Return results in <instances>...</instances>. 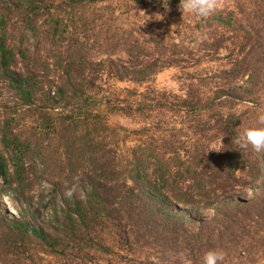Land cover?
Masks as SVG:
<instances>
[{"label": "trees", "instance_id": "1", "mask_svg": "<svg viewBox=\"0 0 264 264\" xmlns=\"http://www.w3.org/2000/svg\"><path fill=\"white\" fill-rule=\"evenodd\" d=\"M104 1L0 0V81L11 89L16 105L33 106L43 98L47 109L62 105L67 110L58 123L50 124L54 130L57 128L70 162L69 179L61 199L59 186L54 187L48 201L41 196L40 200L44 201L41 205L51 206L48 225H33L31 219L42 206L26 195V173L33 168L32 163L41 160L40 153L33 150L29 139L15 130L17 113L3 116L0 194L11 196L17 202L19 214L6 215L0 204V249L14 264H28L26 245L31 241L52 255L65 251L70 244L77 246L85 242L110 250L103 240V232L110 230L121 248L154 247L169 255V259L172 247L200 258L213 248L226 249L229 253L247 252L251 239H244L245 233L251 231L263 214L254 215L255 208L264 201V154L247 155L233 141L241 123L239 117H228L220 125L222 145L217 152L207 150L194 135H186L183 141L176 139L183 127L176 129L175 126L167 130L168 134L161 133L158 139L137 143L124 163L102 151L99 141L86 134L91 125L86 123L90 119L87 113L101 103L130 116L134 111L173 110L199 117L218 105L217 99L231 93L222 87L215 91L213 98H201L192 89L177 98V102H164L160 95L146 98V92L136 91L137 99L128 103V108L122 100L114 107L106 97L95 98L91 92L97 93L95 89L100 87L95 83L97 77L89 79L85 74L82 49L71 48L72 41L66 39L61 13ZM137 1L143 6L156 3L155 0ZM11 14L19 15L22 20V37H12L8 22ZM211 18L228 27L239 22V14L230 9H218ZM26 32L32 35L37 46L43 40L51 45L68 40L66 77L55 90L44 82L40 84L32 68L35 58L24 46ZM249 70L241 72V77L248 74L247 83L254 74L248 73ZM125 71L137 82H144L157 72L150 65ZM46 112L41 117L44 120L51 115ZM95 116L100 117L99 113ZM83 124L86 129L81 131ZM151 127L146 125L142 131L149 132ZM79 158H86L87 163L82 167Z\"/></svg>", "mask_w": 264, "mask_h": 264}, {"label": "rangeland", "instance_id": "2", "mask_svg": "<svg viewBox=\"0 0 264 264\" xmlns=\"http://www.w3.org/2000/svg\"><path fill=\"white\" fill-rule=\"evenodd\" d=\"M155 1L154 5L143 6L137 0H106L61 13L66 39L72 41L71 48L82 49L85 74L89 79L97 77L94 82L100 87L95 89L97 93L91 94L97 99L106 97L114 107L122 100L128 108V103L137 99L136 91L146 92V98L160 95L164 102H177V98L184 97L192 89L201 98H213L215 91L222 87L230 89L231 93L217 99L219 104L199 117L173 110L134 111L130 116L101 103L87 113L90 119L86 123L91 125L86 134L99 141V148L113 155L117 162L124 163L137 143L158 139L161 133L175 126L176 129L183 127L176 139L183 141L186 135H194L207 150L217 152L222 145L220 125L223 126L225 119L239 117L238 132L254 123L258 114H264V0H218V9H230L239 14V22L233 27L211 18L213 14L206 18L183 15L179 9L180 0ZM8 20L14 31H11L12 37H22L19 15L11 14ZM25 37L24 46L35 58L32 68L40 84L44 82L55 90L66 77L68 40L53 45L43 40L37 46L29 32ZM142 65H150L157 72L147 74L144 82L127 76L125 70ZM246 69L254 73L248 83V74L241 77ZM118 75L125 78H118L122 77ZM42 99L33 106L16 105L11 89L0 81V127L4 115L17 113L15 130L29 139L33 150L40 153L41 160L32 163L33 168L26 173L28 184L25 185L27 197L40 206L44 202L41 196L48 201L54 187L59 186L58 198L61 199L69 179L70 163L57 128L54 130L50 124L58 123L68 112L62 105L49 110ZM135 107L133 105V109ZM45 111L51 113L49 120L41 118ZM96 113L100 117H96ZM146 125L152 126L149 132L142 131ZM84 129L83 124L80 130ZM243 151L255 156L250 150ZM84 159L79 158L81 167L87 163ZM0 204L6 215L18 216L19 206L11 196L0 194ZM259 205L254 215L263 213L262 219L245 233L244 239H251L249 250L239 254V251L229 253L224 249L223 264H264V201ZM50 214V204L43 205L36 218L31 219L32 224L48 225ZM254 215L252 218L256 219ZM103 235L110 250L85 242L77 246L70 244L65 251L52 255L31 241L26 245L28 264H201L200 257L189 256L178 247H172L169 259V255L165 256L166 253L154 247L121 248L110 230ZM11 259L0 249L1 264H14Z\"/></svg>", "mask_w": 264, "mask_h": 264}, {"label": "clouds", "instance_id": "3", "mask_svg": "<svg viewBox=\"0 0 264 264\" xmlns=\"http://www.w3.org/2000/svg\"><path fill=\"white\" fill-rule=\"evenodd\" d=\"M218 7V0H180L179 3L183 15L188 14L198 18H206L214 14ZM233 141L240 149L264 154V114H258L254 123L235 132ZM224 258L222 249H209L201 257V264H223Z\"/></svg>", "mask_w": 264, "mask_h": 264}]
</instances>
